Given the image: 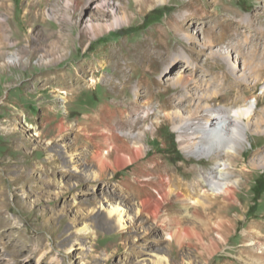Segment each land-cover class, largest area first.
<instances>
[{
    "label": "rangeland",
    "instance_id": "374dc122",
    "mask_svg": "<svg viewBox=\"0 0 264 264\" xmlns=\"http://www.w3.org/2000/svg\"><path fill=\"white\" fill-rule=\"evenodd\" d=\"M188 1L155 0L141 7L124 0L127 22L91 37L79 10L73 20L63 17L61 0H0V264H156L158 257L163 264H261L256 254L264 250V44L256 35L264 31V0H221L216 9L228 5L227 18L220 17L228 22L216 33L205 22L175 26ZM198 1L204 6L208 0ZM96 2H89L86 15ZM105 13L110 22L113 11ZM148 15L152 20L146 21ZM146 38L152 54L136 50ZM65 41L69 46L60 47ZM162 41L172 46L167 58L155 53ZM110 49L126 68L123 80L131 79L118 94L108 82L117 72L105 55ZM14 55L19 60L6 62ZM174 57L178 64L169 68ZM82 65L87 73L81 74ZM231 81L245 85L221 95ZM70 89L75 91L64 104ZM238 94L252 107L249 138L239 150V165L227 170L243 185L221 213L230 220L227 241L208 246L219 239L214 224L211 235L196 221L172 224L173 216H182L176 209L182 204H165L156 218L141 199L157 196L163 179L193 189L200 170L217 167L188 156L174 125L178 116L209 105L233 106ZM106 104L123 112L105 118L98 109ZM144 109L146 127L132 123ZM130 129L145 130L147 152L131 161L127 151L120 156L127 161L118 164L114 151L102 167L95 155L106 147L103 130ZM190 199L204 201L203 195ZM117 205L125 211L124 227L109 215ZM186 211L197 218L192 207ZM186 226L205 242L185 237ZM177 231L181 241L169 237Z\"/></svg>",
    "mask_w": 264,
    "mask_h": 264
},
{
    "label": "bare ground",
    "instance_id": "6f19581e",
    "mask_svg": "<svg viewBox=\"0 0 264 264\" xmlns=\"http://www.w3.org/2000/svg\"><path fill=\"white\" fill-rule=\"evenodd\" d=\"M61 1L64 5L62 11L63 17L65 19L73 20L76 17L74 13L79 10L82 14V18H86V20L84 21V29L86 33H88L91 37H97L102 33L109 31L110 29L116 26H119L121 23L127 22V20L130 18L129 9L125 5L124 0H117L118 3L114 0H97L96 6L91 7V9L93 10L89 15H86V11L89 9V2L91 0H88L86 2H84L85 0ZM136 1L142 7L151 4L155 0ZM210 1L212 2L211 4L214 5V8L211 7ZM219 2H221V0H208L206 5L201 6L198 0H189L187 3L182 5L181 12L179 13V15H177V21L175 22V26L183 28L188 25L191 26V24L200 23L201 25V22H205L213 33H216L219 28L221 29V27L224 29L225 26L223 25V23L228 21L222 20L221 18H227L225 12L228 9V5L223 4V10L218 11L216 9V6ZM120 9H122L121 11H124L123 15L121 16L117 13V11H119ZM101 11V14H96V12ZM112 11V20L110 22H107V20L105 21L103 18L106 16L105 12H107L108 15L110 12L112 13ZM53 16L55 18H58L57 13H54ZM229 32L230 30L226 29V32L222 33L220 37H226ZM256 36L259 37L260 44H264V31L259 32ZM68 46L69 42L67 43L65 41L63 46L61 45L60 47L67 48ZM157 46L158 49L157 51H155L157 56L161 58H167L168 54L170 53V48L172 46L163 41L159 42ZM136 47H138L136 48L137 51L143 50L146 51L147 54H149L151 53L150 50L152 48V42L150 41V38H146V40L143 41L142 44ZM0 53L4 54V51L0 50ZM105 55L111 58V63L116 66L117 72H115L113 76L108 79V82L112 87L113 92L118 94V92H121L126 88V86H128L129 81L131 79L123 80L124 76L126 75V68L117 60V50L110 49V51H108ZM225 56H227V54ZM17 60H19V57L17 55H14V57H10V59L6 62H16ZM171 60L172 62L169 64V68L176 66V63L178 64L176 57L171 58ZM81 71V74L87 73V69L84 65L81 66ZM120 74H123V77H119ZM117 78L120 79L121 82H117ZM49 81L50 80H45V82L47 83ZM77 81L82 82L83 80L79 76L77 77ZM244 85L245 84L241 81H231L229 82L228 87L220 89L221 95L226 96L227 94L231 95L234 92L239 93L244 87ZM55 89H57V87ZM73 91L75 90L70 89L64 91V93H66V97L64 98V104H66L69 100V97L73 95ZM147 93H149V96L153 95V92L150 93L148 91ZM251 108L252 107L248 103L243 101L242 96L239 95L235 99V104L233 106L209 105L200 111H195L193 114L191 113L192 115H190L189 117H184L183 115L178 116L179 122L174 125V128L179 134V142L184 151L188 154V156L195 157L199 160L205 158L215 163L217 167L215 169H212L211 171L205 169L200 170L196 180L197 185H193V189H190L186 186H182L181 184L176 185V182L174 183L171 179H169L168 181H164L163 179L161 181L160 188L157 190V196H155L153 193H150L141 199L142 204L144 205L149 214L157 218L161 208H163L165 204H167L168 206L169 204L174 205L178 202L182 205L181 207H178L176 209L181 212L183 218H181L182 216H173L171 218L172 224H176L179 226L182 221H196V223H198V229L200 227V229L202 228L209 235H211L212 233L209 228V224L211 223L212 225L214 224L213 228L217 229L219 239L218 241H215L214 239L209 240L208 246H217L220 242L227 241V234L230 233L228 231L229 227L227 223L230 222V220L227 217H223L221 213L225 211L224 209H226V206L234 204L236 202L237 191L239 190V187L243 185L242 180L238 179L237 177L232 178L231 175L233 173L231 171H228L227 169L230 168L232 164L239 165L240 163V157L238 156L239 150L245 147V141L249 138L248 119L252 115ZM113 109L114 108L111 104H106L99 107L98 112L99 114L106 113L104 115L105 118L108 116V114H111L112 118H115L118 112H123L121 108L118 109V111ZM141 112L142 113L141 115H139L140 117L138 119H132V123L138 124L139 126L144 123V119L148 116V110L144 109ZM92 120L93 124H95L96 122H98L99 119L97 120V116H95L92 117ZM142 126L146 127L144 124ZM97 130L99 131V129ZM35 132L40 135V131L38 129ZM144 134V129L140 130L139 132L130 129L128 131L119 132L118 130H115V132L112 131L110 133L103 130L101 136L104 139V143H106V147H99V149L96 151L95 156L98 162L102 167L105 165H109L110 161L108 156L111 155L114 151L117 153L115 161L118 164H123L127 161L128 158L124 156L120 157L121 155H125L127 151H131V157H129L131 161L140 159L141 156L145 152H147V145L143 139ZM124 136H127L129 140H125ZM173 185L178 186L177 190L172 188ZM191 195H203L204 201L194 199L193 202L190 199ZM196 203H202V207H199L201 205H195ZM190 207L194 209V213H196L197 217L196 219H192L190 215L187 214L188 211L186 210ZM124 212L120 208V206L117 205L109 211V215H117L116 220L118 225L124 227ZM178 228L180 232V227ZM85 229L87 230L88 227ZM181 231V233H183L185 237L193 238L197 235L199 236V239L202 243L205 242V237L203 236V234H201V232L196 230V228L186 226ZM179 232L177 231L175 234L169 232V237L176 238L177 240L181 241L184 236L181 233L179 234ZM256 238L257 240H255V242L260 243L261 238ZM254 250L255 249L252 248L251 252H254ZM251 252L250 254H252ZM256 257L258 258L259 263L264 264V250L258 252L256 254ZM162 259L163 257H158L156 259V264H163ZM20 262L21 260H17L16 264H19Z\"/></svg>",
    "mask_w": 264,
    "mask_h": 264
},
{
    "label": "trees",
    "instance_id": "16d2710c",
    "mask_svg": "<svg viewBox=\"0 0 264 264\" xmlns=\"http://www.w3.org/2000/svg\"><path fill=\"white\" fill-rule=\"evenodd\" d=\"M152 17H153V16H151V15H148V16H147V18H146V19H147L146 21H148V20H152ZM158 19H159V17H158V18H156V20H158Z\"/></svg>",
    "mask_w": 264,
    "mask_h": 264
}]
</instances>
